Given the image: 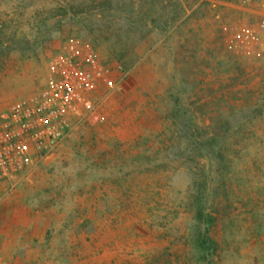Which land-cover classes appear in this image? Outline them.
Segmentation results:
<instances>
[{
    "label": "rangeland",
    "instance_id": "obj_1",
    "mask_svg": "<svg viewBox=\"0 0 264 264\" xmlns=\"http://www.w3.org/2000/svg\"><path fill=\"white\" fill-rule=\"evenodd\" d=\"M262 14L259 0H0V111L70 44L118 80L97 119L0 181V260L204 264L205 180L212 264H264Z\"/></svg>",
    "mask_w": 264,
    "mask_h": 264
},
{
    "label": "built area",
    "instance_id": "obj_2",
    "mask_svg": "<svg viewBox=\"0 0 264 264\" xmlns=\"http://www.w3.org/2000/svg\"><path fill=\"white\" fill-rule=\"evenodd\" d=\"M259 1L263 14L251 37L264 32V0ZM100 87L108 93L118 87V80L93 52L80 54L70 44L53 57L50 75L39 91L0 111V181L15 179L33 159L52 153L80 120L97 119L101 98L95 95Z\"/></svg>",
    "mask_w": 264,
    "mask_h": 264
},
{
    "label": "trees",
    "instance_id": "obj_3",
    "mask_svg": "<svg viewBox=\"0 0 264 264\" xmlns=\"http://www.w3.org/2000/svg\"><path fill=\"white\" fill-rule=\"evenodd\" d=\"M175 102L176 106H178L177 99ZM205 186V180L200 181L191 199V207L197 224V235L194 242L200 260L204 264H212L211 260L217 253V243L211 236L214 217L207 211Z\"/></svg>",
    "mask_w": 264,
    "mask_h": 264
}]
</instances>
